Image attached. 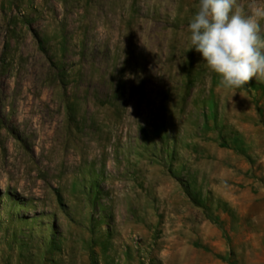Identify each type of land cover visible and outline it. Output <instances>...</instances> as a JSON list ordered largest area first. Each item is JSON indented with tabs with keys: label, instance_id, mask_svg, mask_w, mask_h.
I'll return each mask as SVG.
<instances>
[{
	"label": "rangeland",
	"instance_id": "rangeland-1",
	"mask_svg": "<svg viewBox=\"0 0 264 264\" xmlns=\"http://www.w3.org/2000/svg\"><path fill=\"white\" fill-rule=\"evenodd\" d=\"M197 9L0 0V264H264V78L220 86Z\"/></svg>",
	"mask_w": 264,
	"mask_h": 264
},
{
	"label": "clouds",
	"instance_id": "clouds-1",
	"mask_svg": "<svg viewBox=\"0 0 264 264\" xmlns=\"http://www.w3.org/2000/svg\"><path fill=\"white\" fill-rule=\"evenodd\" d=\"M264 6L251 13L234 7V0H198L188 22L189 50L200 53L220 86L239 88L252 78H264V37L260 21Z\"/></svg>",
	"mask_w": 264,
	"mask_h": 264
}]
</instances>
